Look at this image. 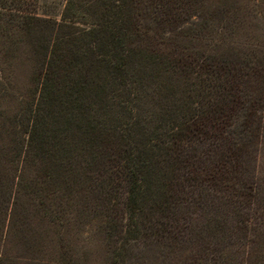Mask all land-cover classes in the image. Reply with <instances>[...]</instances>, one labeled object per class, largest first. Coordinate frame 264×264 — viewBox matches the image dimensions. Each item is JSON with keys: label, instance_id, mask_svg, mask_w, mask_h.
<instances>
[{"label": "rangeland", "instance_id": "rangeland-1", "mask_svg": "<svg viewBox=\"0 0 264 264\" xmlns=\"http://www.w3.org/2000/svg\"><path fill=\"white\" fill-rule=\"evenodd\" d=\"M44 2L52 14L62 0ZM147 7L132 36L145 85L123 90L96 160L0 151V264H264V0ZM0 73L5 130L31 141L36 72L18 62ZM144 150L171 166L158 170L167 201L132 219L126 161Z\"/></svg>", "mask_w": 264, "mask_h": 264}, {"label": "trees", "instance_id": "trees-1", "mask_svg": "<svg viewBox=\"0 0 264 264\" xmlns=\"http://www.w3.org/2000/svg\"><path fill=\"white\" fill-rule=\"evenodd\" d=\"M158 1L62 0L50 14L44 0H0V69L18 62L30 66L43 106L41 113L36 111L31 141L11 139L0 118V151L15 153L14 159L25 163L96 160L100 143L108 138L107 117L121 119V110L114 107L126 101L123 90L129 83L145 85L132 36L141 12ZM9 81L0 73V100L9 95ZM138 134L145 144L153 139L144 129ZM156 157L147 150L127 157L126 164L135 167L124 192L132 219L166 205L167 184L159 182L158 170L166 176L171 166L161 168Z\"/></svg>", "mask_w": 264, "mask_h": 264}]
</instances>
